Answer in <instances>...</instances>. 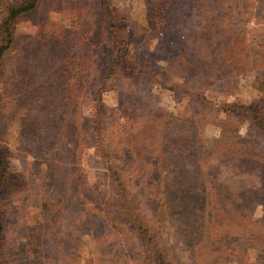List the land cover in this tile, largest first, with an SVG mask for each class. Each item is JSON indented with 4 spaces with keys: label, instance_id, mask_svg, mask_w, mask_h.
I'll list each match as a JSON object with an SVG mask.
<instances>
[{
    "label": "rangeland",
    "instance_id": "374dc122",
    "mask_svg": "<svg viewBox=\"0 0 264 264\" xmlns=\"http://www.w3.org/2000/svg\"><path fill=\"white\" fill-rule=\"evenodd\" d=\"M158 1L112 0L124 62L101 0H39L14 21L0 157L25 180L0 184L4 264H264V135L232 112L262 96L264 0H176L149 33Z\"/></svg>",
    "mask_w": 264,
    "mask_h": 264
},
{
    "label": "trees",
    "instance_id": "16d2710c",
    "mask_svg": "<svg viewBox=\"0 0 264 264\" xmlns=\"http://www.w3.org/2000/svg\"><path fill=\"white\" fill-rule=\"evenodd\" d=\"M101 1L103 4V8L107 9L106 11L109 12V15L111 17L110 19L111 21L109 25H112V29H113L112 32L114 34V39L117 42V49L115 52L117 62H124L123 60L124 58H126V60H129V61L132 60V57H133L132 48L123 47L124 43H126L128 39H125L124 37L119 35L120 31H122L125 28L124 20L121 18H124L126 14L123 15L121 13H117L116 11L121 10V9L118 8L117 5L112 3V0H101ZM208 1H211V0H205V2H207L206 3L207 5L209 4ZM38 2L39 0H0V74L3 72L5 54L11 48V46L14 45V35H15L14 34L15 33L14 21L22 13L31 11L32 9H34L37 6ZM158 2H157L158 4H156V7L150 12V14H147V15L144 14L142 18L144 22L140 23V24H143V26L147 28V31L149 33L159 32V30L161 29V23L163 19L167 17L165 12L168 9H173V8H176L177 10V6L179 5L178 3H176V0H160ZM192 2H194V0H192ZM208 6L210 7L211 12H216V13L219 12L218 7L210 6V5ZM234 6H231V7H234ZM221 7L223 6L221 5ZM211 12L208 9H205L206 18H208L207 22L210 23L212 26L207 31L208 38L210 39L207 40L205 45H202L201 50L206 51L205 53L210 54L212 56V55L218 54L219 48H220V45H218V43L222 41V38L224 37L225 33L222 32V26L220 27L221 19L218 17L220 14L214 15ZM199 13L202 15V12L200 10H199ZM209 61H212V59H208L206 58V56H202L201 60L200 61L198 60V62L201 64H206V62H209ZM216 61L218 63L220 62L219 63L220 65H222L223 61L225 62L224 58L222 57L216 58V59L214 58V62ZM136 63L137 64L135 66L128 68V69H131V70L133 69L134 71H136V69L139 68V64H138L139 61H137ZM117 65L118 64L114 65L108 70V72L106 73L105 79H104V84L102 85L100 90L102 88H106L109 85V83H111L115 79L117 75V72H116ZM256 79L260 83V90L262 94L260 100L255 101L252 107H250L249 105H244L243 103L234 102V104L232 105L234 110H232V112L240 113V112L246 111L250 113L251 117L254 119L255 126L260 130L259 132H261V134L264 135V73L260 74L259 72ZM45 91H46V88H45ZM79 98L81 97L79 96ZM97 108L98 110L93 113L94 114L93 118H90V119H93V123L97 125H101L104 122L103 121L104 115L101 111V108H102L101 98L98 100ZM81 123L86 124V121L81 122ZM99 138L100 137H98L97 143H99ZM3 147H4L3 144L0 142V148H3ZM17 180L24 181L25 177L18 176L16 173L9 172V169H7V164L4 158L1 156L0 157V184L4 185L6 182L16 183ZM112 185H113V188L116 189L117 194L119 196H123L124 193H122V191H125V187L123 186V183L118 182V180H114L112 181ZM125 196L128 197L129 199L128 195H125ZM4 205L5 204L0 203V254H1L0 264H4L2 260H4L6 257L3 247H2L3 233L5 230V220L4 219L6 217Z\"/></svg>",
    "mask_w": 264,
    "mask_h": 264
}]
</instances>
